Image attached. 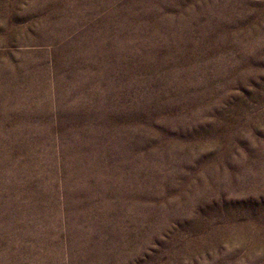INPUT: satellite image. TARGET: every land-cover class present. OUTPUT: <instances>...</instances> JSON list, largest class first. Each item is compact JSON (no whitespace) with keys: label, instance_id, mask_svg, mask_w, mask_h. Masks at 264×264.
I'll use <instances>...</instances> for the list:
<instances>
[{"label":"rangeland","instance_id":"obj_1","mask_svg":"<svg viewBox=\"0 0 264 264\" xmlns=\"http://www.w3.org/2000/svg\"><path fill=\"white\" fill-rule=\"evenodd\" d=\"M0 264H264V0H0Z\"/></svg>","mask_w":264,"mask_h":264}]
</instances>
